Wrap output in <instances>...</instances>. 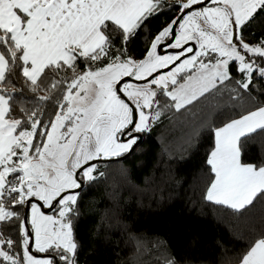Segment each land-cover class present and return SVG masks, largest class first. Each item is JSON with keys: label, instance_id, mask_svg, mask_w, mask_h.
Masks as SVG:
<instances>
[{"label": "snow or ice", "instance_id": "snow-or-ice-1", "mask_svg": "<svg viewBox=\"0 0 264 264\" xmlns=\"http://www.w3.org/2000/svg\"><path fill=\"white\" fill-rule=\"evenodd\" d=\"M164 119L210 142L204 200L264 202V0H0V264H82L85 186ZM236 264H264V231Z\"/></svg>", "mask_w": 264, "mask_h": 264}, {"label": "trees", "instance_id": "trees-1", "mask_svg": "<svg viewBox=\"0 0 264 264\" xmlns=\"http://www.w3.org/2000/svg\"><path fill=\"white\" fill-rule=\"evenodd\" d=\"M166 22L157 18L153 30ZM143 46L138 42L134 50ZM172 127L164 119L138 151L102 162L105 176L85 186L77 222L82 264H159L166 250L184 264H236L264 231V202L238 213L204 200L210 142L205 135L195 154L185 151ZM244 147L248 159L264 157V133Z\"/></svg>", "mask_w": 264, "mask_h": 264}]
</instances>
